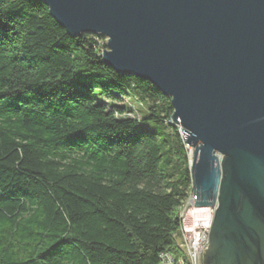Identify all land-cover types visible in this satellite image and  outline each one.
Here are the masks:
<instances>
[{
	"label": "trees",
	"instance_id": "1",
	"mask_svg": "<svg viewBox=\"0 0 264 264\" xmlns=\"http://www.w3.org/2000/svg\"><path fill=\"white\" fill-rule=\"evenodd\" d=\"M48 9L0 0V264H161L193 193L171 100Z\"/></svg>",
	"mask_w": 264,
	"mask_h": 264
},
{
	"label": "water",
	"instance_id": "2",
	"mask_svg": "<svg viewBox=\"0 0 264 264\" xmlns=\"http://www.w3.org/2000/svg\"><path fill=\"white\" fill-rule=\"evenodd\" d=\"M31 1L171 100L224 264H264V0Z\"/></svg>",
	"mask_w": 264,
	"mask_h": 264
},
{
	"label": "built area",
	"instance_id": "3",
	"mask_svg": "<svg viewBox=\"0 0 264 264\" xmlns=\"http://www.w3.org/2000/svg\"><path fill=\"white\" fill-rule=\"evenodd\" d=\"M130 117L134 116L131 115ZM182 135L184 136L183 131ZM194 201H196V198L192 193V197L189 198L187 203H192ZM198 212L199 211L179 212L181 227L175 239L177 252H163L161 255V264L201 263L204 251L206 247L209 246L210 225H212L215 209L214 211H210L211 216L209 220L198 217L196 215Z\"/></svg>",
	"mask_w": 264,
	"mask_h": 264
},
{
	"label": "flooded vegetation",
	"instance_id": "4",
	"mask_svg": "<svg viewBox=\"0 0 264 264\" xmlns=\"http://www.w3.org/2000/svg\"><path fill=\"white\" fill-rule=\"evenodd\" d=\"M212 225H210L209 246L207 250L204 251L205 253L202 256L200 264H224V260L222 259L223 254L219 251L221 248H219L218 241L216 239L217 237L215 235H211Z\"/></svg>",
	"mask_w": 264,
	"mask_h": 264
},
{
	"label": "rangeland",
	"instance_id": "5",
	"mask_svg": "<svg viewBox=\"0 0 264 264\" xmlns=\"http://www.w3.org/2000/svg\"><path fill=\"white\" fill-rule=\"evenodd\" d=\"M107 42V41H106ZM105 50V49H104ZM132 103V104H131ZM122 105H132L134 106V103L133 102H130V99L127 98L126 100L122 101L121 103ZM137 118H140L143 116L142 113H138V115L136 114ZM189 157H190V160H191V165H192V162H193V148L192 147H189ZM192 197V195L190 196ZM195 203L196 201L192 202V203H187L184 204V207H183V210L182 211H199L196 215L198 217H202V219H205V220H209L210 219V216H211V212L210 211H214V208H200V207H197L195 206Z\"/></svg>",
	"mask_w": 264,
	"mask_h": 264
}]
</instances>
